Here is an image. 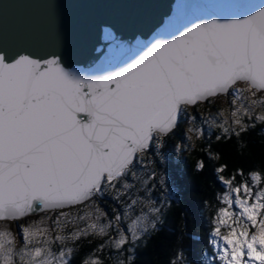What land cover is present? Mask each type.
Segmentation results:
<instances>
[{"label": "snow or ice", "instance_id": "6c2138e0", "mask_svg": "<svg viewBox=\"0 0 264 264\" xmlns=\"http://www.w3.org/2000/svg\"><path fill=\"white\" fill-rule=\"evenodd\" d=\"M135 49L121 66L88 71L69 69L55 55L9 59L0 51V221L18 222L38 208L55 213L19 226L20 249L16 235L7 226L0 229V264H71L69 242L90 236L107 237L97 252L105 245L122 249L129 236L120 214L108 220L95 199L106 193L130 201L125 219L141 207L128 225L132 241L155 230L163 203L157 207L134 196L132 190L140 189L126 177L131 174L141 187L155 177V172L138 177L135 165L191 115L186 106H211L221 95L230 97L229 107L216 113L220 123L212 121L220 129L218 142L239 138L254 121L264 124V2L248 14L201 19ZM241 81L246 85L236 87ZM208 155L220 159L210 147ZM204 166L203 160L196 164ZM226 170L223 164L216 168ZM237 175L243 170L218 177L228 191L226 207L213 220L218 239L211 243L220 249L222 264H264V187L254 191L247 179L236 183ZM249 175L251 184H264L261 171ZM182 257L178 253L170 264H184ZM81 264L103 260L93 253Z\"/></svg>", "mask_w": 264, "mask_h": 264}, {"label": "trees", "instance_id": "16d2710c", "mask_svg": "<svg viewBox=\"0 0 264 264\" xmlns=\"http://www.w3.org/2000/svg\"><path fill=\"white\" fill-rule=\"evenodd\" d=\"M206 106L190 107L191 115L180 119L162 145L152 144L143 164L136 163L134 171L142 179L155 172V177L148 180L147 185L141 187L140 180H133L131 174L126 177L140 189L132 190L134 196L151 199L157 207L163 203L156 229H149L135 241L129 240L122 249L105 245L97 252L107 237L90 236L69 242L74 249L71 264H81L93 253L102 258L103 264H120V261L124 264H170L178 253H183L184 264H218V250L211 243L212 239L218 238L213 234V220L218 209L226 207L223 193L228 191L218 177L223 174L228 178L242 169L243 175L236 176V183L247 179L254 191L264 187V184H251L249 175L253 170L264 174V124L254 121L255 127H250L239 138L233 135L231 139L218 142L216 136L220 129L206 123L205 112L209 111ZM209 147L213 153L220 154L219 160L209 158ZM200 160L205 165L202 170L196 168ZM222 164L227 165V170L218 173L216 168ZM231 195L235 196L234 193ZM128 202L127 198L118 202L112 194L101 195L102 206L109 216L114 215L113 209L124 214ZM233 207L239 211L238 206ZM140 211L141 207H134L129 217L139 215ZM143 211L147 208L144 207ZM121 228L126 230V223L122 222ZM109 235H115V228L109 230ZM52 247L57 251L58 242Z\"/></svg>", "mask_w": 264, "mask_h": 264}, {"label": "water", "instance_id": "95a60500", "mask_svg": "<svg viewBox=\"0 0 264 264\" xmlns=\"http://www.w3.org/2000/svg\"><path fill=\"white\" fill-rule=\"evenodd\" d=\"M262 2L0 0V51L9 59L19 54L38 59L59 56L74 70L114 68L131 59L137 45L171 38L201 19L248 14ZM42 212L38 208L30 216Z\"/></svg>", "mask_w": 264, "mask_h": 264}, {"label": "rangeland", "instance_id": "374dc122", "mask_svg": "<svg viewBox=\"0 0 264 264\" xmlns=\"http://www.w3.org/2000/svg\"><path fill=\"white\" fill-rule=\"evenodd\" d=\"M245 85H246L245 82H239L236 85V87H244ZM229 99H230V97H225V96L221 95L219 98L216 99V101H215V103L213 105H211V106H208L207 105L206 106L209 109V111L205 112L206 123L208 125H213V123H212L213 120H215L217 124L220 123L221 118L219 116H217L216 113L219 111L220 108L227 109L229 107ZM186 107H187L188 113H189L190 107H188V106H186ZM225 114L227 115V112ZM188 121L191 122V118L190 117L188 118ZM187 134L189 135V132ZM95 199L97 200V202L99 203V205L103 208L102 203H101V196H97ZM106 213H107V219L108 220H111L113 218V216L116 213H119V212L116 211V212H114V215L111 214L110 216L108 215V212H106ZM54 215H55V213H53L51 211H48V212L39 213L37 215L25 217V218L19 220L18 222L0 221V229H3L5 226H7L13 232V234L16 235V237H17L16 247L19 246L21 248V247H23L24 241L22 239V236L20 235V227L19 226L21 224H27V223H29V222H31L33 220H40L42 217L54 216ZM120 216H121L120 227H121V223L124 222V223H126L127 229H128V225L131 222V219H134L135 217H133V218L129 217V219H125L124 218V214H120ZM46 223H49L50 224V221H46ZM127 229L125 230V232L129 236V240H131V233H129L127 231ZM142 233H144V232L139 233V236ZM221 243H223V242L221 241ZM214 249L220 251V249L217 248L215 245H214ZM218 251H217L216 260H217L218 264H222V262L218 259Z\"/></svg>", "mask_w": 264, "mask_h": 264}]
</instances>
